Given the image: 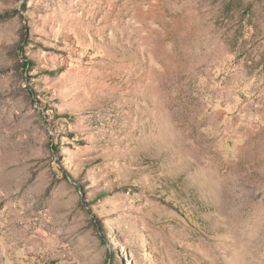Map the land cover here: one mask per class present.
<instances>
[{"label": "rangeland", "instance_id": "374dc122", "mask_svg": "<svg viewBox=\"0 0 264 264\" xmlns=\"http://www.w3.org/2000/svg\"><path fill=\"white\" fill-rule=\"evenodd\" d=\"M0 264H264V0H0Z\"/></svg>", "mask_w": 264, "mask_h": 264}, {"label": "trees", "instance_id": "16d2710c", "mask_svg": "<svg viewBox=\"0 0 264 264\" xmlns=\"http://www.w3.org/2000/svg\"><path fill=\"white\" fill-rule=\"evenodd\" d=\"M29 63H31V62H29Z\"/></svg>", "mask_w": 264, "mask_h": 264}]
</instances>
